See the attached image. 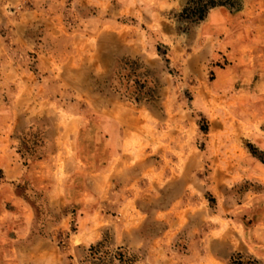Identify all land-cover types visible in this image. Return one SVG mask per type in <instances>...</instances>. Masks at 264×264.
Returning a JSON list of instances; mask_svg holds the SVG:
<instances>
[{"label": "rangeland", "instance_id": "obj_1", "mask_svg": "<svg viewBox=\"0 0 264 264\" xmlns=\"http://www.w3.org/2000/svg\"><path fill=\"white\" fill-rule=\"evenodd\" d=\"M196 1L0 0V264H264V0Z\"/></svg>", "mask_w": 264, "mask_h": 264}, {"label": "trees", "instance_id": "obj_2", "mask_svg": "<svg viewBox=\"0 0 264 264\" xmlns=\"http://www.w3.org/2000/svg\"><path fill=\"white\" fill-rule=\"evenodd\" d=\"M217 5H223L222 3H216L213 0L210 1H202V0H197L196 3L193 4V7H191L190 9H185L184 13L187 14L188 13V17L193 21H202L205 15V12L207 9L209 8H213ZM117 257L119 258V260L123 261V256L122 254H118Z\"/></svg>", "mask_w": 264, "mask_h": 264}, {"label": "crops", "instance_id": "obj_3", "mask_svg": "<svg viewBox=\"0 0 264 264\" xmlns=\"http://www.w3.org/2000/svg\"><path fill=\"white\" fill-rule=\"evenodd\" d=\"M260 60H258V66H260ZM259 70V68H258ZM260 75V74H259ZM254 245H258V242H253ZM242 251H238V253H240L241 255H243L244 259H249V256H253V258L257 259V255L254 254L256 251H254V249H252V244H249L245 241V246L241 247ZM244 249V250H243ZM258 252V251H257ZM245 254V255H244ZM254 254V255H253ZM253 258H251L252 260H254Z\"/></svg>", "mask_w": 264, "mask_h": 264}]
</instances>
